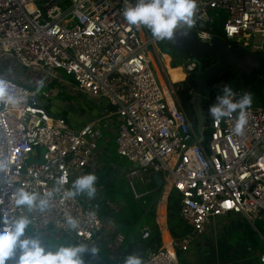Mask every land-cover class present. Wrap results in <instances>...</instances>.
I'll use <instances>...</instances> for the list:
<instances>
[{
    "label": "built area",
    "instance_id": "built-area-1",
    "mask_svg": "<svg viewBox=\"0 0 264 264\" xmlns=\"http://www.w3.org/2000/svg\"><path fill=\"white\" fill-rule=\"evenodd\" d=\"M197 5L191 31L201 42H211L218 23L227 45L264 51V0H197ZM125 6L126 0H0V79L8 82L11 94L23 90L25 97L18 107L0 101V161L8 164L0 169V212L29 216L32 233L27 235L50 232L86 245V252L97 247L102 215L81 196L67 198L65 193L94 166L102 133L111 131L117 155L130 165L124 175L135 197L141 195L133 180L148 184L153 174L162 179L159 203L172 191L180 194L178 218L188 232L150 248L143 260L179 264L177 252L188 253L201 242L214 219L238 215L254 223L263 218L264 106L247 109L240 135L233 130L234 117L213 122L210 116L201 141L177 98L176 82L168 79L165 53L158 55L157 40L146 28L124 21ZM149 47L159 58L164 80L155 74ZM9 62L44 77L40 95L25 85L27 76L5 67ZM185 62L188 76L197 64L190 57ZM57 70L72 77L74 84L66 88L73 86L78 95L99 104L104 101L109 111L79 127L50 114L53 91L48 85L61 79ZM40 79L29 83L40 84ZM61 177L65 179L58 184ZM16 187L54 195L46 210L28 211L11 199ZM67 216L79 222L77 229L68 228ZM150 235V227L142 225L140 238ZM134 240L116 232L108 243L109 258L97 257L94 264H121L124 243ZM258 257L264 264V250Z\"/></svg>",
    "mask_w": 264,
    "mask_h": 264
},
{
    "label": "clouds",
    "instance_id": "clouds-1",
    "mask_svg": "<svg viewBox=\"0 0 264 264\" xmlns=\"http://www.w3.org/2000/svg\"><path fill=\"white\" fill-rule=\"evenodd\" d=\"M197 7V0H135V3L126 0L122 15L129 26L148 29L157 41H170L178 29L184 30L187 34V31L194 27ZM40 86H43V80L40 81ZM24 98L23 90H17L16 94H11L8 90V82L0 79V101L12 107H18L23 103ZM252 102L250 92L238 95L233 87L226 83L220 87L215 103L209 106V114L213 122L234 117L233 130L240 135L243 134L247 124V109ZM7 168V162L0 161V169ZM64 179L61 177L57 183H62ZM97 179L94 173L78 176L72 181L71 188L66 191V197L94 198ZM8 183L11 182L8 181ZM53 195V191L41 196L25 187H16L11 194V199L18 208L44 211L49 207V201ZM65 222L72 230L79 226V222L72 216H67ZM31 223L27 215L13 217L0 212V264H9V261L12 264H84L82 254L89 251L86 245H60L55 249L46 247L39 236L27 235ZM90 251L95 255L98 249L92 247ZM123 264H143V259L139 255L129 254L124 258Z\"/></svg>",
    "mask_w": 264,
    "mask_h": 264
},
{
    "label": "crops",
    "instance_id": "crops-1",
    "mask_svg": "<svg viewBox=\"0 0 264 264\" xmlns=\"http://www.w3.org/2000/svg\"><path fill=\"white\" fill-rule=\"evenodd\" d=\"M171 59L172 58L169 56L167 69L168 67L171 69V66H170ZM164 63H165V60H164ZM185 78L186 76L184 77V79ZM78 96L79 98H82L83 100V96H81L80 94ZM83 113H84L83 115H85L84 117H87L86 111L83 110ZM63 114H65V112H63ZM97 116L90 118L86 121L90 122L94 120ZM68 122L74 127H79L82 125L81 123L75 125L69 120ZM108 133L113 134L115 137V133L111 131ZM104 140L105 142H108L109 139L105 138ZM101 152L102 151L99 150V145H98V152L93 159L94 166L91 169L87 170V173H94L98 178L97 183H96V194H95L96 199L94 198L90 199V198H87L86 196L83 198L81 196L89 206L96 209L97 211H99V209L101 210V208L104 206V203H108L107 201L103 200L102 198L103 196H101V194H103V190L107 186L111 187L112 182L115 180V177L109 174V171H110L109 169L105 174L103 173L102 175H99V172H102V169H101L102 165L99 164L100 162L99 157H101ZM100 176H102L101 179H100ZM134 181L139 182L140 180L136 178V180ZM148 184H150V182ZM148 184H144V186L147 187L145 191H149L148 193H151L153 191H157V192L159 191V193L156 196V199L150 205H148V208H146L145 214L140 218V221L138 223L144 220V217L146 216V214L149 212V210L152 207H154L155 217L153 218L151 225L142 222V224L139 226L138 229L136 228V226L132 227L130 231L127 234H125V236H131V237H134V239H136V236L140 235V230H141L142 225L144 224L148 225L151 229H152V226L153 227L156 226L159 232V236H160V245L167 244L170 238L173 237L172 234L170 233L168 222H167V212H166L167 201L159 203L158 199L161 194L162 188L156 185V188L150 191L148 189ZM120 189H124V186L122 185ZM148 193L146 194L143 193L140 197H135V195L133 194L132 195L135 200H139V198H141L143 195L146 196ZM121 203H123V205L126 206L124 201H121ZM103 216L104 215H102V217ZM213 221H214V224H213ZM213 221L210 222L209 225L207 226V231L209 229L211 233H214L213 237H211V240H209L208 237L202 238V240L204 241L199 242L197 245L192 247L188 253L183 254V258L186 264H261L259 261L258 255L264 250V237L262 236V233L259 231V229L256 227L255 222L251 223L247 221L246 219H244L243 217L238 216V215H228L226 217H222L221 219L220 218L214 219ZM109 225L113 227H108ZM117 225L119 224L117 222H113V220H111V218H109L108 216L103 217V227L95 235V242L97 244L96 248H98L99 250L97 251L95 255H93L91 251L86 252L85 253L86 257L84 258L85 264H94L93 259L97 257H99V259L101 260H107V258H109L110 252L108 249V243L110 242L111 237L116 232L123 233L120 230L116 231L118 227ZM257 235L260 236L259 241L254 240V236L256 237ZM38 236L41 238L43 242H44V239H43L44 236H47L49 238H54L60 241H65L66 245H69V244L76 245L74 241H69L67 240V238H64V237L57 238L50 232L42 233V234H39ZM232 237H236V240L234 242H231L230 240V238ZM45 244H47V242H45ZM252 253H254L253 254L254 258H252L250 255Z\"/></svg>",
    "mask_w": 264,
    "mask_h": 264
},
{
    "label": "rangeland",
    "instance_id": "rangeland-1",
    "mask_svg": "<svg viewBox=\"0 0 264 264\" xmlns=\"http://www.w3.org/2000/svg\"><path fill=\"white\" fill-rule=\"evenodd\" d=\"M161 42L162 41H156L155 43V49L158 52L159 56H161V53H164L163 51L166 47V46L165 47L162 46ZM149 50L153 54L154 60H155V65H156V69L154 67L155 74L156 76L160 74L161 79L164 80V74H163L162 67L159 62V58L157 59L156 52L154 51L153 47H149ZM185 64L186 62L184 60L183 63L180 64V67L176 69L175 71L170 69V72L167 73L169 81L174 82L175 80L179 81L180 79H184V77L186 76L185 71H183L185 70L183 68ZM5 67H8L12 72L18 73L19 76H24V77L27 76L28 81L25 83V85H27L31 90L35 91L37 95H40L41 91L44 89V85L41 87L40 84H36L35 82L39 83V78H42L40 80H44L43 76L39 77L38 75H36V72H33V70H25V69L16 68L13 62L7 63ZM151 67H153V65ZM56 73L61 77V79L53 80L48 85L49 88H51L53 91V95L49 98V105L47 106V109L50 110L51 113L58 115V114L65 112L66 118H68L69 121H71L73 124L76 125L79 123L83 124L85 122H88L86 120L93 118L97 115L100 116L105 111H109L108 105L104 101H101V104H99L96 101H94V99L92 98L83 97V100L82 98H79L78 93L75 92V89H74L75 87L73 86L68 87V88L65 87L67 84H74L72 77L65 74L61 70H57ZM176 73H179L180 76H176ZM34 79L35 80L37 79V80L35 82L33 81L32 83H29ZM83 110L86 111L87 117H84L85 115H83L84 114ZM203 115H204L203 119L197 122V125H196V132L201 141L205 140L206 138L205 132L208 128L206 124V116L204 113ZM105 138L109 139L108 142H105L104 140ZM115 149H116V146H115L114 135L108 133L107 131H104L102 133V139L99 143V150L102 151L101 157H99L100 158L99 164L102 165L101 166L102 172H99V175H102L103 173L105 174L109 169L110 170L109 174L113 175L115 177V180L112 182L111 187L107 186L103 190V194H101V196H103L102 197L103 200L107 201L108 203H104V206L101 208V210L99 209V211L101 215H104L103 217L108 216L109 218H111V220H113V222H117L119 224L117 225L118 227L116 231L120 230L124 234H126L129 226L124 224L123 221H124V218H126L128 215L129 208L128 206H124L123 203H121V201H124L125 203L128 202L129 200L132 199V194L134 195V193L130 189V186L128 185V180L126 179L124 172H123L127 170L130 165L125 158H121L117 155ZM101 178L102 176H100V179ZM122 185L124 186V189H120ZM133 186L138 196L142 195L144 191L147 189V187L144 186L143 181L135 182L133 180ZM82 197L84 198L85 196H82ZM94 199H96V195ZM142 222H144V220ZM142 222L136 225L137 229L142 224ZM255 225L259 229V231L262 233V236L264 237V214H263L262 219L257 220L255 222ZM108 227H113V226L109 225ZM208 231L206 234H204L203 238L208 237L209 240H211V237H213L214 233H211L210 231L209 233ZM28 232L32 233L31 228ZM43 239H44V242H47L46 246L52 249H55L57 246H60V245H66L65 241H60L54 238H49L47 236H44ZM230 240L231 242H234L236 240V237H232L230 238ZM254 240L259 241L260 236L258 235L256 237L254 236ZM124 244H126V242ZM253 254L254 253L250 254L252 258H254ZM178 263L184 264L181 260Z\"/></svg>",
    "mask_w": 264,
    "mask_h": 264
},
{
    "label": "trees",
    "instance_id": "trees-1",
    "mask_svg": "<svg viewBox=\"0 0 264 264\" xmlns=\"http://www.w3.org/2000/svg\"><path fill=\"white\" fill-rule=\"evenodd\" d=\"M148 30V29H147ZM149 31V30H148ZM213 34L218 36L222 41L225 42V39L222 35L221 29L218 27V23L213 26ZM150 33V32H149ZM162 46H166L164 53L171 56V69L175 71L180 67V64L185 60L180 54H178L173 47L167 42L162 41ZM216 62L215 57H206L201 62L202 69H205ZM193 73V72H192ZM192 73H190L184 80L180 79L175 80L174 87L176 88L177 98L185 111L187 117L189 118L192 126L196 129L198 118L194 112L192 99L195 91V83L192 80ZM240 72L235 68H229L223 71L208 87L203 98H202V111L206 116V124L209 126L210 123V114L209 106L215 103L216 96L220 91V87L223 84H230L234 91L239 94L242 92H250L252 94L253 102L252 105L264 106V78L261 77L258 73H254L247 78H240ZM176 76H180L179 73H176ZM183 80V81H182ZM50 112V110H48ZM50 114H52L50 112ZM55 115V114H54ZM66 118L65 114H59ZM67 119V118H66ZM208 130V128H207ZM207 130L205 133H207ZM156 188V184L151 181L148 184V189L150 191ZM159 191H153L148 193L146 196L143 195L139 200H135L133 195L132 199L126 202V206L129 208V212L126 218H124V224L129 226L127 233L130 229L138 224L140 218L145 214L146 208L150 205L158 195ZM180 194L172 191L167 199L166 212H167V222L169 226L170 233L173 237H179L188 232L189 228L182 223L178 218V211L180 208ZM155 217L154 207H152L149 212L144 217V223L151 224L153 218ZM151 229V228H150ZM126 233V234H127ZM160 245V236L157 230V227L151 229V235L148 239H141L140 236H136V239L133 243H126L123 247V257L125 258L129 254H136L142 257L144 260L146 252L153 247ZM178 260L184 262L183 253L178 251ZM99 264V263H96ZM123 264V261L121 262Z\"/></svg>",
    "mask_w": 264,
    "mask_h": 264
},
{
    "label": "water",
    "instance_id": "water-1",
    "mask_svg": "<svg viewBox=\"0 0 264 264\" xmlns=\"http://www.w3.org/2000/svg\"><path fill=\"white\" fill-rule=\"evenodd\" d=\"M173 49L184 59L190 57L196 62L197 67L192 73V80L195 83V91L192 99L193 109L198 122L203 119L202 98L210 84L225 70L235 68L240 72V78L258 73L264 78V51L251 52L244 47L229 46L218 36L212 38L210 43L201 42L196 34L188 30H178L174 38L167 41ZM215 57L216 62L202 69L201 62L206 57ZM153 182L162 186V179L159 174H153Z\"/></svg>",
    "mask_w": 264,
    "mask_h": 264
},
{
    "label": "bare ground",
    "instance_id": "bare-ground-1",
    "mask_svg": "<svg viewBox=\"0 0 264 264\" xmlns=\"http://www.w3.org/2000/svg\"><path fill=\"white\" fill-rule=\"evenodd\" d=\"M164 58H165V65H166V67L168 66V60H169V57H168V55L167 54H164ZM168 72H170V68L168 67V71H167V73ZM169 79V78H168Z\"/></svg>",
    "mask_w": 264,
    "mask_h": 264
}]
</instances>
